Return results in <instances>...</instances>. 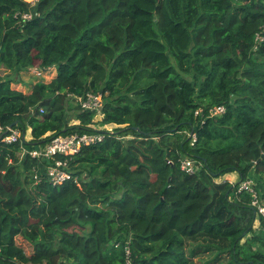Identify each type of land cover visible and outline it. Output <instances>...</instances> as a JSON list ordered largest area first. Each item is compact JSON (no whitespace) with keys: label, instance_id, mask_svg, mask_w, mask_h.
Wrapping results in <instances>:
<instances>
[{"label":"trees","instance_id":"16d2710c","mask_svg":"<svg viewBox=\"0 0 264 264\" xmlns=\"http://www.w3.org/2000/svg\"><path fill=\"white\" fill-rule=\"evenodd\" d=\"M0 68V264H264V0H0ZM85 132L53 184L29 151Z\"/></svg>","mask_w":264,"mask_h":264},{"label":"built area","instance_id":"2783aa9c","mask_svg":"<svg viewBox=\"0 0 264 264\" xmlns=\"http://www.w3.org/2000/svg\"><path fill=\"white\" fill-rule=\"evenodd\" d=\"M31 6H35L38 0H30ZM33 17V12L22 13L23 20H29ZM257 39L261 37L257 36ZM37 76L42 75V68H35L32 70ZM80 105L86 110L96 111L97 114L102 112V102L103 95L101 93H91L88 92L83 96H77ZM226 113L225 105H216L209 109V117L222 116ZM196 115L202 117V122H204V112L200 108L196 111ZM102 116V113H101ZM107 129H111L112 126H106ZM0 136L3 141L7 143H14L22 138H26L27 134H22L21 130L13 126L4 127L0 124ZM193 141H196V134L192 132L190 135ZM105 134L98 132H85V133H73L68 135H57L54 136L48 143L41 145L38 148H34L29 151V153L38 159L53 160L45 167L47 174L51 178L53 184H59L66 180L74 178L73 173L68 170L67 160H63L59 156L65 155L69 158L76 153H78L84 146L93 145L103 141ZM198 165L196 161L188 156L184 157L181 161V169L188 173H195L198 170ZM78 182L77 179H75ZM253 178H246L240 182L239 191H248L252 196V205L257 208L258 213L264 220V195H261L255 188ZM129 253V250H128Z\"/></svg>","mask_w":264,"mask_h":264},{"label":"rangeland","instance_id":"374dc122","mask_svg":"<svg viewBox=\"0 0 264 264\" xmlns=\"http://www.w3.org/2000/svg\"><path fill=\"white\" fill-rule=\"evenodd\" d=\"M4 70L3 69H1L0 68V76H2V75H4ZM21 80L20 81H22V87H24V89L26 90V91H28L29 89H30V86H28V83L26 82V83H24L23 81H30V80H33L34 78H35V76H33V75H27V72H25V73H22L21 74ZM101 113L102 112H99V114H97V119H96V121H97V124H99L100 123V121H101V119H102V116H101ZM96 124V125H97ZM99 126V125H98ZM109 126H112V125H109ZM107 129V128H106ZM112 129V128H111ZM190 133V135L192 134V132L190 131L189 132ZM25 139H27V138H25ZM257 223V225L259 224V221H257L256 222ZM35 264H40V263H35Z\"/></svg>","mask_w":264,"mask_h":264},{"label":"crops","instance_id":"0c3cea01","mask_svg":"<svg viewBox=\"0 0 264 264\" xmlns=\"http://www.w3.org/2000/svg\"><path fill=\"white\" fill-rule=\"evenodd\" d=\"M31 137H32L31 136V129H29L27 131L26 138H27V140H29V139H31ZM222 179L223 180H226L227 179L230 182L236 183V182H238L240 180V174L238 172H230V173L225 174ZM256 226H258V225L256 224Z\"/></svg>","mask_w":264,"mask_h":264},{"label":"water","instance_id":"95a60500","mask_svg":"<svg viewBox=\"0 0 264 264\" xmlns=\"http://www.w3.org/2000/svg\"><path fill=\"white\" fill-rule=\"evenodd\" d=\"M136 129H138V128L136 127ZM0 138H1V136H0Z\"/></svg>","mask_w":264,"mask_h":264}]
</instances>
